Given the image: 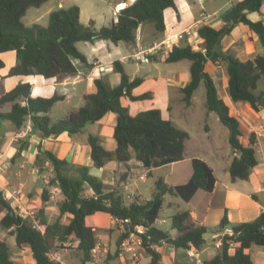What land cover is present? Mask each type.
Here are the masks:
<instances>
[{
  "label": "trees",
  "instance_id": "obj_1",
  "mask_svg": "<svg viewBox=\"0 0 264 264\" xmlns=\"http://www.w3.org/2000/svg\"><path fill=\"white\" fill-rule=\"evenodd\" d=\"M47 0H0V54L15 50V65L9 68L8 75L41 74L44 77L57 79L75 75L77 68L72 59L90 65L87 57L77 48L78 41L94 42L99 39L113 43L124 41L135 43L137 29L143 23H151L154 30H165L163 11L172 8L178 14L176 0H136L132 5L121 9L116 20L107 26L96 29L93 21L87 24L80 21L79 7L76 4L50 11L46 25L34 23L26 26L23 16L30 7H39ZM118 0H115V2ZM264 0H239L232 4L231 9L222 16L224 24L214 28L209 24H201L197 34L202 38V45L193 49L189 43L172 45L164 58L165 62H175L188 59L189 81L180 90L186 104L191 102L192 95L200 82L205 87L204 105L207 111L214 112L219 121L230 131L228 142L236 155H233L228 166L231 180L247 179L251 169L256 164L255 134L249 135L247 144H242L239 120L229 113L228 105L217 94L214 82L205 69L207 61H224L228 76V93L233 101L247 102L251 108L258 111L264 107V92H256L257 82L264 77V55H255L251 59L240 60L221 49V38L231 30L229 21L242 23L253 30L264 45V24L260 20L253 21L247 12L258 11ZM247 9V12L243 10ZM4 62L0 57V69ZM114 70L119 72L120 81L110 86L103 78L93 79L94 91L83 95L84 103L78 108L70 109L63 118L52 122L49 111L52 106L63 98L54 93L51 96H33L28 82H19L10 90L0 93V106L10 102L9 111H0V119L10 121L17 128L23 125L27 118L34 128L41 130L44 137L56 136L65 131L74 134L83 131L87 123L100 120L107 112L116 114L113 127V137L116 147L107 149L98 135L88 133L87 142L90 145V156L95 167H102L110 160L123 161L130 156L129 147L137 158L145 165H159L182 159L185 149L187 131L179 128L170 119L161 116L159 107L152 106L139 110L134 115L129 113V102H142L150 97L149 92L134 94L133 89L141 82L140 76L132 79L124 71L120 61L113 62ZM252 135L254 137H252ZM26 141L19 144V155ZM33 166L41 170L44 162H48L53 170V180L60 191L58 202L59 216L71 214L68 222L59 219L47 221L43 207L37 210L39 224H33L29 217L17 212L16 207L5 197L0 189V227L8 231L18 247L30 249L35 264H60L52 261L48 254L68 240L76 241L80 264H87L93 258L96 242L99 240V229L86 224L85 218L96 212H106L116 222L128 219L126 227L133 230L135 225H142V251L150 259L145 264H160L161 254L154 247L165 240L174 247L200 250L206 241L202 236L206 227L195 225L191 221L188 210H180L171 216V228L175 230L170 235L162 229L153 226L163 203V196L171 194L189 201L196 190L210 192L215 183L211 167L201 158L191 159L192 174L181 184H170L159 177L154 182V189L149 199L126 202L120 189L109 191L103 189L101 179L89 172V167L83 164L70 163L58 158L49 150L37 147L31 158ZM92 191L84 194L85 187ZM49 199V192L43 188L41 202ZM138 201V202H137ZM222 228L229 226L231 235H223L216 252L202 264H254L249 253L245 251L251 244L264 245V211L249 221L230 224L226 214L219 222ZM126 233H120L116 239L114 256H118L119 245ZM233 242V245L231 244ZM231 247H233L231 251ZM111 255L99 264H109ZM0 264H15L11 258L8 243L0 238ZM173 264H184L175 261Z\"/></svg>",
  "mask_w": 264,
  "mask_h": 264
},
{
  "label": "crops",
  "instance_id": "obj_2",
  "mask_svg": "<svg viewBox=\"0 0 264 264\" xmlns=\"http://www.w3.org/2000/svg\"><path fill=\"white\" fill-rule=\"evenodd\" d=\"M66 1L67 0H47L44 2L41 6L37 7L35 13L31 14V25L34 23L46 25L50 11L73 5L72 3L65 5ZM71 1H76L74 4L79 7L80 21L87 24L89 20H92L93 26L96 29L107 26L112 20L117 19V17L114 18L112 14V6L115 0H106L111 8L108 13L103 12V10H101L100 13L97 10L95 2H101L100 0ZM208 1H210V3H208ZM235 1L239 0H202L200 2L197 0H176L178 14L172 8L164 9L165 30L161 32L162 35L155 37V40L152 42L145 41L143 32L144 24H141L137 29L135 43L123 41L113 43L109 40L99 39L94 42L88 41L90 43V48L88 50H83L79 47L81 41H78L76 43L77 48L87 57L91 64L87 65L79 59L73 58L72 61L77 68V73L59 79L55 77L46 78L41 74L8 75L9 68L15 65L16 53L15 50L5 51L0 54L4 62L3 67L0 69V93L10 90L19 82H28L30 84L31 95L33 96H51L54 93L63 95V98L57 101L49 111V116L51 118L52 110L56 107L60 108V118L55 120L51 118L52 122H56L63 118L70 109L78 108L84 103L83 95L94 91V78L101 77L110 86L117 84L120 81V74L114 70L113 62L116 60L120 61L126 72L125 61H135L129 58V56L137 49H146L158 45L162 43L167 36L168 41L171 42L172 45H185L190 43L193 49H198L202 45V38L197 34L198 26L201 24H209L214 28H220L224 24L222 16L231 9ZM213 2L215 3L213 4ZM30 8L26 11L25 15L28 14ZM25 15L23 17H25ZM247 16L253 21L260 20L264 24V1L258 11L247 12ZM44 18H46L45 22H41ZM229 25L232 26L230 32L221 38L220 44L222 51L232 54L240 60L251 59L258 54L264 55V45L253 30L242 23L233 22L232 24L229 23ZM179 32H181V37L174 39L173 33ZM193 43H196V48ZM170 49L171 47L163 45V50H160L158 55L151 57L149 61L145 62L155 60L164 61ZM205 69L213 79L218 96L228 105L229 113L239 120L242 131V135L239 137L240 142L242 144H247L249 135L252 134L253 130L264 120V107L255 111L247 102L231 100L227 88L228 76L224 61H207L205 63ZM126 74L130 79L138 76L134 74V72L132 74L126 72ZM140 77L142 78V82L133 89V93L140 94L149 92L150 97L142 102H129L125 99V103H129V113L134 115L142 109H147L152 106L159 107L156 103L161 102L162 109L159 107L161 116L165 119H170L177 125L169 118L171 115V107L168 103L170 99V90L174 87L180 90V88L189 81L190 75H188L185 70L176 71L165 80L156 79L152 76V78L156 79L154 83L151 84L156 91V98H154L155 96L153 97L150 90H145L143 92H138L136 90L143 83L152 80L150 74L147 72H144ZM263 87L257 88L256 92L263 91ZM160 93L165 94L160 96ZM63 102L67 103L65 107ZM191 103L192 98L189 104L184 102L186 106H190ZM10 107V102L4 103L0 106V111L7 112ZM165 110H169V113H165ZM208 112L209 111L206 110V113ZM176 119L179 120L180 117ZM115 122L116 114L114 112H107L100 120L87 123L81 132L68 134L63 131L56 136L44 137L40 129L32 126L29 118H27L19 128L6 119H0V189L4 191L7 189L18 191L21 204L26 208H35L38 210V208L42 206L44 217L47 221L51 222L59 219L61 222L66 223L71 217L69 213H64L59 216L58 202L60 191H55L53 196H49L46 202H41V189L36 186L34 182L38 174L24 177V169L18 168V162L15 164L12 162L11 157L19 151L18 147L22 141L26 142L19 156H21L23 162L26 161L30 164L32 172L37 170V167L33 166L31 158L33 154L36 153L37 147H40L41 150H49L58 158L65 159L70 163L87 165L89 167V172L101 179L105 191L114 188L120 189L126 202L149 199L154 189V182L159 177H162L165 182L173 185L186 182L192 174L191 159L193 157L201 158L213 171L215 177L213 189L210 192H206L202 189L196 190L189 201H184L187 204L184 209H179L176 200L174 198H167V194H165L163 196V202L166 203V206L170 210L167 215L169 219L166 220L164 217L159 219V217H157L153 222V226L164 230L170 235H174L175 230L170 226L171 216L177 211L188 210L191 221L194 222L195 225H202L206 227V231L211 232L207 234V238L205 237V244L200 250L197 251L193 247L186 249L188 256H192L188 251L196 254L193 255L195 258L193 264H199L201 259L210 258L215 254L217 249L216 243L220 237L219 234L223 231V228L221 229L219 226V222L224 214H226L230 224H235L252 220L256 218L260 212L264 211V136L254 137L252 135L255 139L256 164L251 169L247 179L231 180L228 166L232 156L236 155L235 151L231 149V152L228 153L216 149L211 150L209 147L188 151L187 142L189 140V135L185 140V149L182 159L159 165H145L136 157L132 148L129 147L130 156L127 160H110L102 167H95L90 156V145L87 142V134L92 133L98 135L102 144L107 149L113 150L116 147V141L113 137ZM204 127L207 130L210 129L207 123L204 124ZM228 133L225 136L227 142ZM45 163H47V161ZM20 166L24 167V164L21 163ZM13 183L14 186H11ZM29 192H32L31 198H24L25 195H29ZM91 193V189L86 186L84 194L88 196L91 195ZM88 219L91 220V222H88ZM85 222L99 229V239L103 236H107V231L109 230H112L111 235L113 236H117L118 234L117 229H115L116 220L106 212H96L89 215L85 218ZM0 231L5 232V229L0 228ZM10 237L11 239L13 238L12 235ZM73 244H76V241H73ZM251 245L245 249V251L249 253L253 263L264 264V245H258L259 248L254 249V251H252ZM176 248L178 247H174L168 243L157 246L156 249L161 254L159 263L173 264L175 261L184 263L180 257H177ZM10 253L15 264H35L30 249H10ZM145 255H147V253L142 256L140 261L141 264L147 263L150 259L149 256L146 258ZM64 264L71 263L64 262Z\"/></svg>",
  "mask_w": 264,
  "mask_h": 264
},
{
  "label": "rangeland",
  "instance_id": "obj_3",
  "mask_svg": "<svg viewBox=\"0 0 264 264\" xmlns=\"http://www.w3.org/2000/svg\"><path fill=\"white\" fill-rule=\"evenodd\" d=\"M89 1V0H88ZM101 2H95V6L97 10L101 13V10L103 12L108 13L110 12V5H108L106 0H100ZM214 1V0H213ZM76 1H71L67 0L65 2V5L72 3L74 4ZM210 3V1H208ZM215 2H213L214 4ZM83 6V5H82ZM37 11V7H31L28 14L23 17V22L25 25L30 26L32 21L30 19V16L32 13H35ZM109 15V14H108ZM111 15V14H110ZM46 18L42 19L41 22H45ZM144 28V38L145 41L152 42L155 40V37H158L161 34V32H157L154 30V27L151 23H143ZM124 42V41H123ZM196 48V43H193ZM199 46V45H198ZM79 47L83 50H88L90 48V43L88 41H81L79 44ZM125 69L126 72L129 74H137L138 76L143 75L144 72H147L150 74L151 79L150 81H147L143 83L141 86H139L136 90L138 92H143L145 90H150L152 92V95L154 98H156V91L154 89V86L151 84L154 83L156 79H162L165 80L168 77H170L174 72L176 71H185L189 75V60L188 59H182L180 61H175V62H165L161 60H155V61H150V62H145V61H125ZM155 77V78H152ZM264 86V77H262L258 82L256 87L261 88ZM264 88V87H263ZM264 92V90H263ZM165 93H160V96H163ZM182 93L179 90V88L174 87L171 88L170 90V99L168 101L169 106L171 107V115L169 118H171L179 127L183 128L184 130L187 131L189 135V140H188V151H192L194 149L200 150V148L204 147H209L211 150L216 149L218 151L222 152H231L230 145L228 142L225 140V136L229 132V129L224 126L217 118V115L209 111L206 113V109L204 106V101H205V87L203 82H200L198 87L195 89L193 96H192V103L190 106H186L181 99ZM64 103V102H63ZM64 103V107H65ZM63 105V104H62ZM156 105H158L162 109V104L161 102H157ZM60 108L56 107L55 109L52 110L51 112V118L53 120L60 118ZM165 113H169V110H165ZM180 117L179 120L176 118ZM207 123L209 125V130H207L204 127V124ZM206 156V155H205ZM12 160V159H11ZM12 162L15 164L18 162V168L24 169L23 176H31V175H37L35 178L34 182L35 185L40 187V191H42L43 188L47 189L48 191L53 189V187L57 186L56 182L53 180V170L51 165L47 162L42 165L41 170H35L34 172L31 171L30 164H28L26 161H22L21 156H16L13 158ZM23 163L24 167L20 166V164ZM45 177L48 179V184L42 185V178ZM11 186H14V183L11 184ZM3 190V189H2ZM4 191V190H3ZM5 192V191H4ZM50 194V193H49ZM32 192H29V195L24 198H31ZM167 198H174L176 200V203L178 204L179 209H184L187 204L186 202L182 201L180 198L171 196V195H166ZM35 209V208H33ZM36 210V209H35ZM169 208L166 206V203L163 202V205L161 206L158 217L161 219L162 217L166 218V220L169 219L167 216L169 214ZM37 212V210H36ZM2 212H0V215ZM88 222H91V220L88 219ZM1 228V227H0ZM118 231L117 236L111 235V231H107L108 235L103 236L99 241L101 242V245L97 251V263H101L107 255H111L112 258L109 260V264H125V262L120 260V257L114 256L115 250H116V239L119 236L121 231V225L120 223H116V228ZM11 235L8 233L7 230L5 232L0 231V237L4 239L10 249H29L26 246L18 247L12 246L14 244V238L11 239ZM206 238L208 236H205ZM252 251L254 249L259 248L258 245L252 244L251 245ZM61 254L64 259V262H68L71 264H80L79 258L80 255L78 251L75 248V244H73V241L68 240L65 243H63L61 246L56 248ZM232 251V250H231ZM146 252L141 251V257L140 261L142 259V256ZM176 255L177 257H180L182 261L185 264H193L194 262V256H188L187 255V250L182 247L176 248ZM146 258L149 256L148 254L145 255ZM208 259V258H207ZM206 260V259H204ZM203 259L200 260L199 264H202Z\"/></svg>",
  "mask_w": 264,
  "mask_h": 264
},
{
  "label": "built area",
  "instance_id": "obj_4",
  "mask_svg": "<svg viewBox=\"0 0 264 264\" xmlns=\"http://www.w3.org/2000/svg\"><path fill=\"white\" fill-rule=\"evenodd\" d=\"M136 0H118L115 3H113L112 6V14L114 18L117 17L119 11L125 7H128L132 5ZM202 1V0H197ZM181 37V32L179 33H173V38L177 39ZM163 45L166 47H172L171 42L168 41V36L165 38V40L162 41V43L158 45L151 46L146 49L139 48L134 53H132L129 58L135 60V61H149L151 57L156 56L159 54L160 50H163ZM169 51V50H168ZM168 53V52H167ZM253 133L255 134V137H263L264 136V120L260 123V125L253 130ZM142 177V176H141ZM42 185L48 184V179L45 177L42 178ZM55 191H59L58 186L53 187V189L49 190L50 193L49 196H53ZM5 197L11 201V204L16 207L17 212L20 213L23 216L29 217L33 224L36 225L39 228H42V226L39 224V218L37 216V212L33 208H26L21 204V198L20 195H18V191H15L14 189H7L4 192ZM128 197V196H127ZM138 202V201H137ZM128 222V219H120L117 221V223H120L121 225V231L122 233H126V236L121 240L119 245V252L118 256L120 257V260L125 262V264H141L140 263V257H141V251H142V240L141 237L138 235L139 232L143 231L142 225H135L134 229L131 230L129 227L125 226V223ZM231 235L232 229L229 226H226L223 228V231L219 234V240L216 243V246L218 247L221 243V238L223 235ZM167 242L165 240H161L159 243L155 244L154 247L166 244ZM231 244L233 245V242L231 241ZM101 245V242L98 240L95 244L94 251H93V258L90 262L87 264H96L97 263V251ZM231 250L233 247L230 248ZM190 255H196L193 252H189ZM49 258L54 261L58 262L60 264H64V259L62 257V254L57 250L53 249L48 254Z\"/></svg>",
  "mask_w": 264,
  "mask_h": 264
},
{
  "label": "water",
  "instance_id": "obj_5",
  "mask_svg": "<svg viewBox=\"0 0 264 264\" xmlns=\"http://www.w3.org/2000/svg\"><path fill=\"white\" fill-rule=\"evenodd\" d=\"M243 11L244 12H247V9H244ZM229 23L232 24L233 23V20H230ZM210 233H211L210 231H204L203 234H202V236L205 238V236H207V234H210Z\"/></svg>",
  "mask_w": 264,
  "mask_h": 264
}]
</instances>
